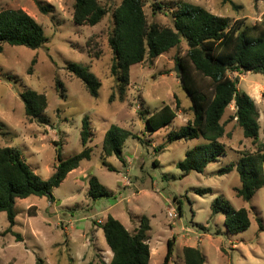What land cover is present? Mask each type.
Listing matches in <instances>:
<instances>
[{"label": "rangeland", "instance_id": "1", "mask_svg": "<svg viewBox=\"0 0 264 264\" xmlns=\"http://www.w3.org/2000/svg\"><path fill=\"white\" fill-rule=\"evenodd\" d=\"M37 1L48 8L46 13ZM75 1L0 0V11L24 10L42 25L47 38L37 50L6 44L0 53V148L18 150L34 173L47 181L55 173L59 148L65 160L84 150L81 131L85 117H89L93 133L88 145L91 159L83 161L53 191V201L36 196L17 199L12 232H8L7 214L0 213V264H37L39 259L45 264H110L113 253L101 228L109 216L130 232L139 229L144 217L149 218L150 264H163L171 241L174 253L170 264H185L186 247L200 249L205 264H264V188L246 202L237 196L241 187L237 171L220 173L258 149L236 121L230 120L234 104L223 119L226 156L211 163L204 173H184L177 165L189 150L204 143L203 139L171 140V134L193 119L192 101L183 90L176 61L186 56L187 41L153 63L146 60L133 66L122 102L112 74L114 54L109 38L115 28L114 13L123 0H99L107 15L95 27L74 23ZM143 1L149 24L172 28L173 13L185 2L228 18L232 25L258 26L255 36L264 31V0ZM70 65L86 67L97 77L102 84L98 98L71 73ZM240 77L239 90L255 100L259 111V143L264 144V76L248 73ZM26 90L47 97L46 124L26 116L20 97ZM165 106H170L177 118L159 132L147 130L140 111L152 115ZM115 125L132 134L124 145L123 161L117 156L105 157L103 152L105 135ZM91 176L113 196L94 202L88 194ZM200 189L209 192L201 195ZM218 198L235 210L246 209L251 227L230 234L224 212L213 215ZM170 213L177 217L170 218Z\"/></svg>", "mask_w": 264, "mask_h": 264}, {"label": "trees", "instance_id": "2", "mask_svg": "<svg viewBox=\"0 0 264 264\" xmlns=\"http://www.w3.org/2000/svg\"><path fill=\"white\" fill-rule=\"evenodd\" d=\"M37 5L42 12H47L48 8L42 2L37 1ZM144 6L143 0H123L114 13L115 28L109 38V45L114 54L112 74L118 82L120 100L125 101L133 66L146 60L153 63L160 56L180 47L185 39L188 52L185 57H177L176 61L181 68L179 78L183 90L192 101L193 119L171 134V140L203 139L204 143L189 150L185 160L177 167L186 174L192 171L204 173L211 163L226 156V147L222 143V139L227 136L223 119L228 108L234 104L235 114L230 120L236 121L245 138L252 139L258 149L255 153H246L236 165H229L221 169L220 173L224 175L236 170L241 180L237 196L246 202L251 201L256 192L264 188V144L259 143L260 114L255 100L246 92H241L239 84L240 76L248 73L264 76V31L255 36L258 26L242 28V22L232 25L228 18L185 2H180L173 13L172 28L149 24ZM106 15L107 11L99 0L75 1L73 20L78 26L95 27ZM46 41L42 25L24 10L0 11V53L6 44L37 50ZM69 70L84 84L92 97L98 98L102 84L88 68L70 65ZM231 74H238V77L232 78ZM20 97L26 116L32 122L42 125L48 122L44 116L48 108L45 95L26 90ZM139 116L146 129L155 133L170 126L177 118V113L170 106H165L152 115L140 111ZM92 136L90 119L85 117L81 131L84 150L65 160L62 148H59L55 173L47 181L34 173L18 150L0 148V213L7 214L10 224L8 232H12L16 225V200L36 196L50 197L53 201V191L83 161L91 159L92 150L88 145ZM130 137L132 134L129 131L113 126L104 138L105 157L117 156L123 161V148ZM108 169L114 170L110 166ZM197 192L204 195L209 190L200 189ZM88 194L94 202L113 196L96 176L89 179ZM220 211L225 214V224L230 234H239L251 227L246 209L235 210L228 202L218 198L213 206V215ZM101 228L113 253L110 264H150L149 218L144 217L135 232H130L112 216ZM261 229H264L262 223ZM173 253L174 243L171 241L163 264H170ZM184 259L185 264L206 263L202 251L194 247L184 249ZM37 264L45 263L39 259Z\"/></svg>", "mask_w": 264, "mask_h": 264}, {"label": "built area", "instance_id": "3", "mask_svg": "<svg viewBox=\"0 0 264 264\" xmlns=\"http://www.w3.org/2000/svg\"><path fill=\"white\" fill-rule=\"evenodd\" d=\"M169 217H170V218H176L177 215H176V214H173V213H170V214H169Z\"/></svg>", "mask_w": 264, "mask_h": 264}, {"label": "water", "instance_id": "4", "mask_svg": "<svg viewBox=\"0 0 264 264\" xmlns=\"http://www.w3.org/2000/svg\"><path fill=\"white\" fill-rule=\"evenodd\" d=\"M179 72V69L177 68V73Z\"/></svg>", "mask_w": 264, "mask_h": 264}, {"label": "crops", "instance_id": "5", "mask_svg": "<svg viewBox=\"0 0 264 264\" xmlns=\"http://www.w3.org/2000/svg\"><path fill=\"white\" fill-rule=\"evenodd\" d=\"M72 173V172H71Z\"/></svg>", "mask_w": 264, "mask_h": 264}]
</instances>
